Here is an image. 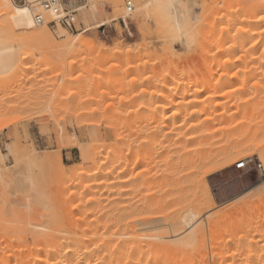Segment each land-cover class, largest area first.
Listing matches in <instances>:
<instances>
[{"label": "rangeland", "instance_id": "1", "mask_svg": "<svg viewBox=\"0 0 264 264\" xmlns=\"http://www.w3.org/2000/svg\"><path fill=\"white\" fill-rule=\"evenodd\" d=\"M62 1L64 4L71 6L73 9L78 10L76 16V25L78 28L80 26H82V29L84 30L88 28H93L92 30L84 34H82L84 31L72 33L64 28L63 29L69 32L70 35L73 37L81 35L89 40L94 41L97 44L103 43L110 48V52L108 54H98V53L94 55L91 53L82 54L79 57H77V62L74 65V67L72 69H69L67 64L71 60L70 55L68 54L67 56L60 55L57 52H54V50L52 51V49H47V48L43 49L39 45L33 44V42L29 43L25 39H21V41H19L20 39L19 40L14 39L16 40L14 41L13 39H11V34L9 35L2 34V36L0 34V39L1 40L3 39L0 42L1 45L0 47V243H2L3 246H7V245L11 246V244H13L14 242H16L17 245L18 243L20 245L21 242L22 245V242L24 241L22 240V238L25 235H21L22 233L18 232V229H20L21 231V229L24 226L23 224L25 223L26 225H28L27 223L32 222V220L34 222H32L31 224L33 223L37 224L40 221L41 222L43 221L44 223L47 220L46 218L50 217L51 215L54 219L60 220L59 223L66 224L65 225L66 227L70 226L71 221L69 220H71L70 218L71 214L74 215L75 212L76 214L80 213L79 211L80 209L78 210L77 207L78 203L76 204L70 201V193H72L73 191L75 192V190L77 189L75 187L68 188L67 184H69L71 180H72L71 182L79 181L77 179L80 178L77 177L80 176L78 175L79 173L87 171L88 168L95 166V164L97 165L100 164L99 162L102 161L103 159H104L103 162H105L106 169H110L112 167L111 165L116 166V171H118V173L116 172V174L114 175L115 177L125 176L124 177L125 180H128V184H127L128 190H126L127 196L125 195L124 197H122L121 206L123 205L124 207V205L125 204L128 205V203L131 205L135 204L138 206L137 209L140 208V211L138 213L144 215L143 217L144 219L145 217L151 218L149 216L156 217L157 215L155 216L154 214L162 210V208L158 210V207L160 206L159 204L162 205V202L164 203L163 199L166 198L165 195L168 193L167 192L165 193V188L161 186L162 184H160V182H162L161 180H163L165 173L164 171L166 168V166H164L165 163L161 162L163 161L161 159L164 156L165 152L161 151L163 153L161 154L159 153L160 150L159 152H157L158 150L154 151L155 145L154 143L150 142L151 141L150 132L152 131L151 129L155 126L154 119L155 117H157L156 116L157 114L160 115L162 112L161 107H160V111H158L159 109L156 108L157 100L152 95L156 91L155 83L152 82L151 85L150 82L153 80H159L161 82H164L166 85H168L172 81V83L174 82L176 86H181V83L183 86L187 83V85L191 86L192 88L193 87L195 88L196 85H199L204 81L206 82L207 80L212 79V77H214V79H217L218 76H220L218 74L221 75L224 74L223 70H221V73H219L220 68L216 66L218 65V63L214 62L217 61L218 56H216L217 54L216 50H219L218 48L219 45L221 44L220 47L222 48V45L225 44L226 47H231L235 43L237 44L239 43V47L241 49L238 48L236 49L237 51L234 52L232 51L231 53L236 55L235 59L237 58L246 63L245 65V63L243 64V62L242 64L240 61H239L240 63L238 62V65L241 64L240 66H238V69L245 68V71L244 69L242 71L239 70L241 71L240 73H242L240 74L241 76H239L241 82L240 80H238L239 79L238 78L237 81L239 82L237 83L239 85L238 84L236 85L235 87L236 91L235 93H233L234 95L232 94V99H230L231 97L230 95V97L227 96L219 100L225 103L228 101V103L218 108L219 109L218 113L221 112L220 108L222 111L224 110L228 111L226 117L224 116L225 119H222L224 117L218 116V119L216 121H212L213 123H210L211 124L210 126L207 125V127L210 128H212V126L214 125V127L212 128L214 130L210 129L209 131L210 132L209 135L210 134L212 135L209 136L207 134L208 137L207 135H205L201 139H197L192 142H189L188 146L186 147V149L187 148L188 149L187 151L185 150L187 153L185 151L184 153L180 151H178L179 153L177 152L178 154L176 153L177 155L175 156H178L180 153L182 155L181 154L179 155L181 158L180 161L181 163L179 167L176 166V168L179 170L175 171L176 175L173 178V180L176 182L173 191L175 193L174 194L175 203H174V207H172L170 210L174 209L178 213H176L173 210L172 212L176 214L173 213L172 215V212L171 214L170 212H168L169 213V214L167 213L168 216L167 215L165 216L166 213L164 212L165 213L164 218L160 215V213H158V215H160L162 219H165V222H163L164 220L159 221L160 227L158 226V228H156L157 231L154 230L155 233L157 232L156 234H160V235L166 234L163 237H169V236L171 237L172 235L170 233L171 230L170 228L169 229L167 228L168 226L166 224L168 221L166 222V220H168L171 216L174 215L175 216L172 218H175L177 214L180 215V213L182 212L184 213L187 211L194 212L198 210L200 207H202L200 206L201 204L200 201L206 199L207 198L206 196L209 194L208 192L210 191V201L209 198H208V203L207 200L206 201L203 200L206 204L203 202L204 205L203 203L201 205L206 207V205L209 204L206 207L208 208L212 204L210 202H213L216 207L212 206L210 209L208 208L209 210L207 209V211H205L206 213L204 214L202 213L203 215L200 218L199 217L196 218L195 220L196 222L194 221L195 223L194 227L196 228L195 229L196 232L195 231L194 232L196 234L197 233L201 234L202 232L204 236L202 242L204 248L203 250H200V252L202 251L203 254L202 253L200 254V252H196L197 250L193 252L191 251L192 252L191 257L192 259L196 258L195 261L197 262L198 259L197 256L200 254L201 256L199 257H202L201 258L202 260L200 259V262L207 264L209 261V264H212L213 263L212 255L214 252L216 253L218 249L216 248V246H218L217 243L220 242V240L223 239L226 236V234L229 233V231H230L229 234H232V230L235 231V229L236 231H240V229L246 223V221H252L253 224L255 225L257 224L258 226L261 227L264 226V218H263L264 217V176L261 175V173L256 169V164L258 162H261L264 167V160H262L263 159L262 157L264 156V90L262 89H264V86H262L263 84L259 85L260 90L258 92L257 91L254 92L251 90L254 84L252 82L250 84L245 82L252 79L255 80V78L257 77L256 76L254 78V76L251 75L252 73L251 70L253 67L254 68L259 67L256 68L257 69L256 72H258L259 70H260L259 72H261L264 69V64L262 61L264 41H263V46L261 43L260 45L259 44L257 45L258 48H253V49L251 48L252 50H254L253 53L252 50L249 48L251 42H253L251 40L252 37L250 38L251 42H249L250 43L249 44L248 43L249 39L244 40L241 38L243 36L241 37L240 35L238 36V34H241L240 31L242 29H245L246 27V25L244 26V23L242 22L240 23L238 22L236 27L233 26L234 30L233 27L231 29H228V31L229 30L231 31V34L230 32H226L225 34V36L227 35L226 37L224 35H223L224 38L221 36L222 35L221 31L223 30V28H225L223 26H226L225 29L228 28L229 26L228 21L231 18H233L235 14H237L236 12L238 9L248 6L251 7L252 3L254 2L256 3L260 0L258 1L257 0H242V1L241 0H194V1L192 0L190 2L193 6V8L192 7L191 8L192 10L194 9L193 10L194 13L193 15H188L189 18L187 16V19L185 20L186 23L182 31H179L177 28H174L175 26H174V22L172 21L173 19L167 13L162 12V14H160V11L158 12L157 8L155 9V7L153 8L152 6L148 7L150 8L148 9L147 0H131L134 2L136 8L133 15L130 16V18L127 20V24H125L121 20L122 18L126 17L125 16L126 0H62ZM261 2L264 1L261 0ZM93 7H95L99 11L98 17H95L94 14L92 13ZM81 8L83 9L80 10ZM263 9L264 8L262 7L257 12H252L251 14L249 13L248 15L245 14V17L247 16L248 18L249 16L251 17V15L253 16L259 14L260 12H262ZM151 10L153 12H151ZM163 14H165L164 17ZM7 19L8 18L7 16L5 17V15L4 17L3 16L0 17V28L2 30L7 25L8 22ZM102 23L105 24L104 27H100ZM254 27L256 28V30H252L255 29ZM260 28L261 26L257 24L255 26H252L251 30L255 31L254 33H256L257 35L259 34V31L261 32L262 28L264 29V27H262L261 30ZM47 29L52 33L53 37L57 42H62L61 38L57 34L59 28L47 27ZM5 31L6 30H4V32ZM232 33L233 34L235 33V35L232 36ZM254 33L252 32L250 34L254 36L253 38L256 37ZM20 34L22 35L21 32H19V35ZM235 36L237 39H235ZM229 37H231V40L233 38L235 40L233 39L234 41L232 40V42L231 40L227 41L226 39H228ZM238 37H240L239 40ZM220 39L221 40L225 39L224 41L225 43L223 41H220ZM24 40L27 42H25ZM217 40L219 41L218 43L219 45L217 44ZM215 41H216V45L218 46L215 45ZM240 41L242 42L240 43ZM243 41H245V43H243ZM28 43L30 45H28ZM116 43H122L124 45V48L132 51V54L134 55L135 53L136 54L138 53L137 55L141 53L139 55L140 57L137 56V58H139L140 61L139 59L137 60L133 57L131 59L128 58L129 59L128 61L126 56L118 58V56L116 57L115 55H113L114 53L113 50L115 49L114 47ZM231 43H233V45H231ZM245 45H246V49H248L247 50L248 53L245 52L246 50L244 48ZM2 48H7L8 53L6 51H2L1 50ZM211 48L213 52L216 51L215 54L211 52ZM249 50H251L252 53ZM162 53L165 55L162 56L163 55ZM199 53L203 55L202 58H200L201 55ZM245 53L247 55H245ZM257 53L260 56H257ZM159 54H162L161 56L163 59L169 57L170 55V58H166L168 62L162 59L164 63L161 61L160 63L155 65L152 69L151 67H149L148 69H151V71L146 72L148 70L144 69L145 70L144 72L143 67L145 64L143 62L151 63L155 58L157 57L159 58L160 56ZM208 54H210L211 56ZM251 54L254 55L251 56ZM247 56L250 58V60L253 59L251 60V62L253 61L252 63L249 62L251 64L247 63V61L249 60ZM172 57H174L173 60ZM205 57L209 59V62L207 61V59L205 60ZM212 57L214 58V60H212L213 59ZM251 57H254L256 60L254 61V58ZM258 57L259 58L261 57L260 60L258 59ZM220 58L221 57H219V59ZM241 58H243V60ZM221 59H220V63L223 61V59L222 60ZM133 61L134 63L132 64ZM203 61L204 62L207 61L204 63L205 65L203 64ZM188 62L189 63L191 62V64H188ZM194 62L195 64L196 63L197 64L195 65ZM137 63L142 68L139 71H137L138 69L134 68L135 71L132 72L133 70L132 69L131 72H129L130 71L129 69H131L129 68V65L130 64L134 65ZM207 63H209L210 66ZM81 65L84 66V69L82 67L80 71L79 68L81 67ZM213 65H215L214 69L212 68ZM206 68L208 69L207 71L205 70ZM191 69L193 70V72ZM211 69L212 72L215 71L217 72L211 73L209 76L211 78L207 76V80H206L205 78L207 74L205 73H208L209 75V71L211 72ZM172 70L174 71V73ZM136 71H137V75H136ZM194 71H196V74ZM246 71L247 72L249 71L248 72L249 78L248 76L246 77V73H247ZM165 72L169 73L168 76L169 80L167 81L168 83L166 82L167 80L166 78L168 74ZM157 73L159 74L158 76L155 75ZM258 73H255L253 71V74L255 75ZM160 74H164L163 77L164 78L166 77L165 78L166 80L164 79L165 81L163 80V78L161 77L162 75ZM148 75H150L153 78H155L156 76L157 79L155 78L149 80L150 81L149 82L147 80ZM243 75L245 76V78ZM79 76H81V79L78 78ZM191 76L193 77L192 80L189 79L192 78ZM184 77L188 81L183 80ZM194 77L195 78L197 77L196 80H198V82L200 79L201 83L199 82L198 84L194 79ZM242 77L244 78L243 84H242ZM202 78L204 80H202ZM247 78L249 80H247ZM77 82L80 83L78 84ZM244 83L246 85H244ZM242 85L245 86L246 89ZM150 88L151 89L154 88V89L151 90ZM82 92L84 95L82 94ZM144 93H146V95ZM205 93L206 92H204V94ZM257 93L259 94V96L257 95ZM255 95H257V97L259 98L261 97V99L258 98L254 100L256 97ZM205 96L206 94L205 95L202 94L203 98ZM234 96L235 98L233 99ZM141 97L143 98L141 99ZM257 100H260L261 104H263L261 105L262 109L260 110L259 114L256 116L257 119L255 118L254 122L252 121L253 123H251V121L249 120L255 117L254 114L255 109L253 108H254V104L257 103L256 102ZM260 101H258V104L256 105H259ZM244 102L245 103L249 102V103L246 104L247 106H245ZM203 104L204 103L201 102L200 105ZM223 107H225L224 110ZM146 108L148 110H146ZM246 109L248 110L247 112L245 111ZM156 110L158 113L156 112ZM155 112L156 115L154 116ZM230 112L233 113L235 116ZM203 113H205V117L208 114L207 112H201V114H199V117L202 118L204 116ZM243 115H245L244 117L246 121H244V118L242 117ZM217 121L219 122V124L216 123ZM239 121L242 122L244 121L245 124L244 122L243 124H241ZM237 133L239 135H236ZM140 141H144V142H140ZM239 143L241 145L246 144L251 148V150H249V152L244 157L238 158L231 166L223 168L224 162L222 161L223 160L222 156L225 155L224 153L225 152L227 153V151L231 149L235 144H239ZM197 144L199 145V147ZM136 145L137 146L139 145L138 148L136 147ZM97 146H99V149ZM83 148L85 152H87V155L89 156L88 159L91 158L90 161L84 160V157L82 155ZM110 152H113L111 156H110ZM127 155L128 157H126ZM96 156H98V158ZM193 157L194 160L192 159ZM209 157L211 158V160L207 162L208 160L205 159ZM94 158L96 160V163L91 162L94 160ZM106 158H108L110 161L108 162V159L106 160ZM137 159L138 162H136ZM185 159L191 161L193 160L191 166L190 165L186 166L184 162ZM143 161L145 162V164ZM241 161H248L249 164L246 169L238 170L236 168V164ZM124 163L126 164L124 165ZM121 172H123V175ZM131 172L133 175L131 174ZM128 174L131 180L128 177ZM133 176L135 180L133 179ZM18 178H23L34 186L35 190L32 192L30 197H28L27 195L28 198H26L25 197L26 194L24 195L23 193H21L20 195L14 193L11 190V186H14V182ZM101 180H103V182L111 181L110 178L108 180V177H106V179L105 178L102 179L101 177L98 181L102 182ZM199 183H201L202 185L206 183L207 190L208 189L209 190L208 191L205 190L206 187L201 186V184ZM64 184L67 186L65 187ZM160 188L161 190H159ZM178 189L181 191H178ZM105 190L106 189L101 190L100 193H104ZM156 190H159L161 193ZM154 191L157 192V195H155ZM204 191L206 193L205 194L206 196H203ZM132 192L134 193V195ZM172 194L173 193H171V195ZM202 196L205 198H202ZM158 197H160V199L163 198L162 201H160ZM126 198L128 199L125 200ZM156 203L159 204L156 205ZM153 204H155V206H158L157 209L156 207H154ZM75 206L77 207V211ZM151 206H153V208ZM175 206H177V208ZM198 206L200 207L198 208ZM203 210L206 209L203 208ZM138 213H134L129 217L132 218V216H134L135 214L138 216ZM141 215L138 216L139 217L138 219L140 218L143 219L142 217H140ZM206 215H208L209 217ZM21 218H23L22 220L26 219L24 220L26 222L24 221L21 222L22 221ZM29 218L31 220H29ZM131 218L128 219L131 220ZM134 218L136 217H133L132 219ZM68 221L70 223L69 225H67ZM258 221L260 222L258 223ZM17 223H19L20 225ZM241 223L243 225H241ZM31 224L28 225V227L30 228L29 230L36 229L35 228L36 226L33 227L34 225L32 226ZM26 225L25 228L28 230V227H26ZM37 225H39V223ZM161 225H166L165 226L166 228L164 226L161 227ZM19 226L22 227L20 228ZM240 226L241 228H239ZM12 227L17 230L14 231ZM129 228L131 230V227ZM129 228L128 231H130ZM5 229L7 231H5ZM186 229L187 228H185L184 230L183 236L189 233V231ZM22 230H24V228ZM165 231H168L169 235L167 232L165 233ZM213 231L216 233H214ZM3 232H8V235L6 233L7 235L6 236L5 233ZM11 232L12 233L15 232L16 235L15 233L12 234ZM161 232L163 233L161 234ZM17 238L19 241H17ZM27 242L28 243L33 242L30 236H28ZM16 243H14V245H16ZM182 247L184 248L185 246H183V244L182 246L180 245L179 250H184L181 249ZM173 248L172 250H176L178 247L174 249ZM176 251H178V249ZM194 252H196L197 254H195ZM173 253L176 252L173 251L172 254ZM178 254H180L179 251ZM180 256L181 254L177 257L179 258ZM191 262L192 261H190V263ZM196 262L192 264H195Z\"/></svg>", "mask_w": 264, "mask_h": 264}, {"label": "bare ground", "instance_id": "2", "mask_svg": "<svg viewBox=\"0 0 264 264\" xmlns=\"http://www.w3.org/2000/svg\"><path fill=\"white\" fill-rule=\"evenodd\" d=\"M190 1H192V0H147V8L152 6L153 8L155 7V9L157 8L158 12L160 11V14H162V12L163 13H167L173 19L172 21L174 22V26H175L174 28H177L179 31H182L183 28H184V25L186 23L185 20L187 19V16L188 15H193V13H194L193 12L194 9L192 10L193 6H192ZM262 1H264V0H262ZM262 7L264 8V2H261V0H260V1L256 2V3L255 2L252 3L251 7L248 6V7H242L240 9H238V10L236 9L237 10V12H236L237 14L233 13V14H235V16H233V18H231V19L229 18L230 19L228 21L229 24L227 22V24L229 25L228 28L225 29L226 26H223L225 28H223V30L221 28V30L223 32L221 31L222 35H221V33H220V35L224 38L226 32H230V34H231V31L230 30L228 31V29H231L233 26L236 27L238 22L239 23L242 22V23H244V26L246 25V27H245V29H242V27H241V29H242L240 31L241 34H238L239 31H238L237 34H238V36L240 35V37L243 36L241 38L244 39V40L245 39H247V40L249 39L248 43L251 42L250 38L251 37L253 38L254 36L250 35V34L252 32L253 33L255 32V31H252V30H256L255 27H254L255 29L251 30L252 26H255V25L259 24L261 26V28L264 27V12H263L264 9L259 14H256V15H253V16L251 15V17L249 16L248 18H247V16L245 17V14L248 15L249 13L251 14L252 12H257ZM21 9H27V11L23 12V11H21ZM82 9L83 8H81L80 10H82ZM148 9H150V8H148ZM36 12L37 11L33 10L29 6L20 5V4L15 3L14 0H0V17L1 16L4 17V15H5V17L7 16V18H8L7 19L8 22L6 21L7 25L3 28V30L0 28L1 36H2V34H5V35L11 34V39H13V40L14 39H16V40L20 39L19 41H21V39H25L29 43L33 42V44H37L40 47H42L43 49L44 48L52 49V51L54 50V52H57L60 55L67 56V54H68L71 57L70 62L67 64L69 69H72L74 67V65L77 62V57H79L82 54L91 53V54L94 55L96 53H98V54H108L110 52V48L108 46H106L105 44H103V43L97 44L94 41L89 40L86 37H83L81 35L73 37V36L70 35L69 32H67L66 30H64L61 27H58L59 29H58V33L57 34L61 38L62 42H57L55 40V38L53 37L52 33L47 29L46 25H38L37 24L36 19H35ZM151 12H153V11L151 10ZM92 13L94 14L95 17L99 16V11L95 7L92 8ZM160 14H159V16H160ZM150 15H149V17H150ZM164 15L165 14H163V17H164ZM188 18H189V16H188ZM156 19H158V18H156ZM227 24H225V25H227ZM104 25L105 24L102 23L100 27H104ZM261 28H260V30H261ZM92 29L93 28L85 29V30H83L84 32L82 34L87 33V32H89ZM4 30H6V31L4 32ZM233 30H234V27H233ZM233 30H232V32H233ZM236 30H235V32H236ZM257 30H258V28H257ZM19 32H21L22 35L21 34L19 35ZM254 34H255L256 37L253 38V39L251 38V40L253 42H251L252 46L251 45L249 46L250 49L251 48L252 49L253 48H258L257 45L258 44L260 45L261 43H262V46H263L264 29L262 28L261 32L259 31V34H257V35H256V33H254ZM233 35H235V33L234 34L232 33V36ZM220 37H218V38H220ZM231 37H229L228 39H226V38L225 39L228 41V40H231ZM240 37H238V40L240 39ZM225 39L224 40L220 39V41L224 42ZM235 39H237L236 36H235ZM2 40L0 39V42ZM16 40H14V41H16ZM218 40H217V44L219 43ZM232 40H231V42H232ZM27 41H25V42H27ZM241 42L242 41H240V43ZM29 43H28V45H30ZM233 43H235V42H233ZM233 43H231V45H233ZM243 43H245V41H243ZM204 45H206V44H204ZM215 45H216V41H215ZM218 45H216V46H218ZM220 45L218 47L219 50H216L217 51L216 56H218L217 57V61H214V62L218 63V65H216V66L218 68H220V72L219 73H221V70H223L224 74L223 75L218 74L220 76H218L217 79H214V77H212V79L207 80V76L209 77L211 73L217 72V71L212 72V69H211V72L209 71V75H208V73H205V74H207L206 78H205L207 80L206 82L202 81L203 83H201L200 82L201 80L199 79V82L201 83V84H199L198 80H196L197 77L196 78L194 77V79L196 80V82L199 85H196V87L195 88L193 87L194 88L193 89L191 86L187 85V83L185 81H188V80H186L185 77H184L183 80H185L184 82L186 84L183 85V86H182V83H181V86H176L174 82L172 83V81L168 85H166L164 82H161L159 80H153L151 82L149 81V80L155 79L156 76H155V78H153L150 75H148V78H147V80L150 82L151 85H152V82L155 83L156 91L155 92L153 91L154 93L152 95L157 100L156 101L157 102V107L156 108L159 109L158 111H160V107L162 109L161 110L162 112H161L160 115L159 114L156 115L157 110H156V112L154 114V116L156 115L157 117H155V119H154L155 126L153 128L151 127L152 131L150 130L151 131L150 132L151 133V141L150 142L154 143V145L157 147V149H156V147L154 146V148H155L154 151L158 150L157 152H159V150H160L159 153L163 154L162 153L163 151L166 153V154L164 153V156L161 159V160H163L161 162L165 163L164 166H166V168H165V171H164L165 173H164L163 180H161L162 182H160V184H162L161 186H163L165 188V193L167 192L168 194L165 195L166 196V198L164 197L165 199L162 198L164 200L165 204L163 202H162V205L159 204L161 202L156 203V205L159 204L161 207L160 206L159 207L155 206V204H153L154 207H156V209L158 207V210H160V208H162L163 211L160 210V212L158 211V213H160V215L163 218L167 215L168 212H170V214H171V212L174 210V209L170 210L172 207H174V203H175V197H174L175 193L173 191H174L176 182L173 180V178L176 175L175 171L179 170V169L176 168V166L179 167V165L181 163L180 162L181 158L179 156L181 153L178 156H175V155H177L179 153L178 151L183 152V153H184L185 150L187 151L188 148L186 149V147L188 146L189 142H192V141L197 140V139H201L203 136H205L207 134L209 135V133H210L209 131H210V129H212L214 127V125L212 124L213 125L212 128L207 127V125L210 126L211 125L210 123H213L212 121H216L218 119V116H221V117L225 116L226 117V114H227L228 111L224 110L225 107H223L224 111H222L221 108H220V111H221L220 113H218L219 112L218 108L220 106H223L224 104L228 103V101L225 103V102H222V101H219V100L221 98H224V97H227V96L230 97V95H231L230 99H232V94L235 93V91H236L235 87L238 84L237 82H239V81H237V79L239 78V76H241L240 74H242L240 72L243 69L245 71V68L238 69V66H240L243 61H241V60H239L237 58L235 59L236 55L231 53L232 51L233 52L237 51L236 49L240 48L239 47V43L238 44L235 43L231 47H226V44H225V45H222V48L220 47ZM0 47H1V45H0ZM207 47H208V45H207ZM7 48H2L1 50L7 52L8 51ZM11 48H12V46H11ZM114 48L115 49L113 50V52H114L113 55H115L116 57L118 56V58L126 56L128 61H129L128 58L131 59L132 57L138 60L139 58H137V56L140 57L139 55L141 54V53L139 55H137L138 53L137 54L135 53V55L132 54V51H130L129 49L124 48V45L122 43H116ZM244 48L246 49V45L244 46ZM259 49H260V46H259ZM261 49H262V47H261ZM154 50H153V52H154ZM247 50L248 49H246L245 52H247ZM251 50H249V51L251 52ZM169 51H170V49H169ZM216 51L213 52L212 48H211V52H213L214 54H215ZM171 52H172V50H171ZM252 52L254 53V50H252ZM238 53H240V52H238ZM162 54H159L160 55L159 58L158 57L157 58L154 57L155 59L153 58L154 60L152 59L153 61L151 60L152 61L151 63L143 62L145 64L144 67H143V71L145 72V70H148L146 72H149V71H151V69L155 65L160 63L162 61V59H163L162 56L165 55V54H163V55ZM199 54L201 55V53H199ZM240 54H242V53H240ZM262 54H263V60L262 61H263V64H264V50H263ZM166 55H168V54H166ZM172 55H173V53H172ZM208 55H210V54H208ZM233 55H234V57H233ZM245 55H247V54L245 53ZM252 55H254V54H251V56ZM202 56L203 55H201L200 58H202ZM257 56H260V55L257 53ZM58 57H59V55H58ZM61 57H63V56H61ZM219 57H221L223 59V61L221 63H220V59L221 58L219 59ZM166 58H170V55H169V57H166ZM166 58L163 59V60L167 61ZM173 58L174 57H172V60H173ZM239 58H240V56H239ZM243 58H241V59L243 60ZM251 58H254V57H251ZM260 58L258 57L259 60H260ZM135 59H134V61H135ZM147 59H149V58H147ZM150 59H151V57H150ZM193 59H195V58H193ZM206 59L207 58L205 57V60ZM248 59L250 60L249 57H248ZM172 60H171V62H172ZM212 60H214V58ZM249 60L247 61V63L251 62V60H253V59H251L250 61ZM255 60L256 59L254 58V61ZM134 61L132 62V64L134 63ZM139 61H140V59H139ZM207 61L209 62V59H207ZM207 61H205V62H207ZM239 61L241 62V64L238 65ZM205 62L203 61V64ZM244 63L245 62H243V64ZM251 63H249V64H251ZM132 64L129 65V68H131V69H129L130 70L129 72H131L132 69H133L132 72L135 71L134 68L138 69L137 71H139L142 68L140 65H138V63L134 64V65H132ZM188 64H191V62L190 63L188 62ZM194 64H195V62H194ZM207 64H209V63H207ZM258 64H259V62H258ZM245 65H246V63H245ZM209 66H210V64H209ZM254 66H255V64H254ZM82 67L84 69V66L81 65V67L79 68L80 71H81ZM149 67H151V69H148ZM170 67H171V65H170ZM214 67H215V65L212 66L213 69H214ZM193 68H195V67H193ZM207 68L205 69L206 71L208 70ZM247 68H248V66H247ZM256 68H259V67H256ZM256 68L253 67L252 70L249 69V70L252 71L251 75H253L254 78L257 76L255 78V80L254 79L249 80L248 79L249 78V76H248V72L249 71L248 72L246 71L247 72L246 73V77L248 76L247 80H249V81H245L246 83L250 84L252 82L254 84L252 86V88L250 87L251 90L254 91V92H256V91L258 92L260 90L259 85L263 84L262 86H264V69L261 72H259L260 71L259 70L258 71L259 73H258V72H256V70H257ZM173 69H175V68H173ZM126 70H128V69H126ZM239 70H241V71H239ZM137 71H136V75H137ZM253 71L255 73H258V74H256V75L253 74ZM140 72H142V71H140ZM192 72H193V70H192ZM194 72L196 74V71H194ZM165 73L168 74L167 78L165 77L167 80L163 77L164 74H160V75H162L161 77L163 78V80L165 79L166 82H167L169 80L168 79L169 73L168 72H165ZM173 73H174V71H173ZM185 73H187V72H185ZM188 73H191V72H188ZM195 74H194V76H195ZM155 75L158 76L159 74L157 73ZM134 76H135V73H134ZM78 78L81 79V76H79ZM170 78H172V77H170ZM209 78H211V77H209ZM244 78H245V76H244ZM244 78L242 77V84H243V81H244L243 79ZM80 79H79V81H80ZM189 79L192 80L193 77L189 78ZM75 80H77V79H75ZM202 80H204V79L202 78ZM238 80H240V78ZM240 82H241V80H240ZM77 83L79 84L80 82H77ZM150 84H149V87H150ZM130 85H132V84H130ZM244 85H246V84L244 83ZM248 86H250V85H248ZM149 87H147V88H149ZM243 87L245 88V86H243ZM136 89H138V88H136ZM153 89H151V90H153ZM130 90H131V88H130ZM262 90H264V89H262ZM240 91H239V93H240ZM141 92H144V91H141ZM145 92H147V91H145ZM204 92H206L205 93L206 96L203 98L202 94L205 95ZM82 94H83V92H82ZM144 94L146 95V93H144ZM257 95L259 96L258 93H257ZM257 95H255L256 97H255L254 100L259 98V97H257ZM91 96H93V95H91ZM85 97H87V96H85ZM229 97H228V99H229ZM142 98L143 97H141V99ZM234 98H235V96L233 97V99ZM151 99H152V97H151ZM259 99H261V97ZM147 100H149V99H147ZM258 101H260V100H257L256 101L257 103L254 104V108L253 109H255L254 110L255 111L254 112L255 117H253V118H251L249 120V121H251V123L254 122L256 116L259 114L260 110L262 109L261 105H263V104H261V101H260V104H259L260 106L256 105V104H258ZM201 102H203L204 104L200 105ZM149 103H151V102H149ZM248 103H245V106H247L246 104H248ZM242 105H244V104H242ZM135 106H136V104H135ZM248 107H249V105H248ZM248 107H246V108H248ZM253 109H252V111H253ZM146 110H148V109L146 108ZM92 111H95V110H92ZM245 111L247 112L248 110L246 109ZM201 112H207L208 114L205 117V113H203L204 114V116H203L204 118L203 117L201 118V117H199V114H201ZM231 114H233V113H231ZM244 116L245 115H243L242 117L244 118V121H246ZM225 117L222 118V119H225ZM233 120H235V119H233ZM239 122L241 124H243L242 121H239ZM216 123L219 124L218 121ZM244 124H245V122H244ZM228 125H229V122H228ZM143 126H145V125H143ZM143 128H145V127H143ZM212 130H214V129H212ZM208 135H207V137H208ZM210 135H212V134H210ZM236 135H239V134L237 133ZM146 136H144V137H146ZM143 139H145V138H143ZM204 139H206V138H204ZM140 142H144V141H140ZM146 142H148V141H146ZM210 142H212V141H210ZM138 146L136 145L137 148H138ZM97 147L99 149V146H97ZM198 147H199V145H198ZM137 148H136V150H137ZM249 148L250 147L247 146L246 144L245 145H241L239 143V144H235L228 151L226 150L227 153L225 152L224 153L225 155L222 154L223 155L222 156L223 157L222 161L224 162L223 163V168L231 166L238 158L244 157L249 152V150H251V148L250 149ZM139 149H140V147H139ZM105 151H106V149H105ZM188 151H190V150H188ZM134 152H135V150H134ZM210 152H211V150H210ZM112 153L113 152H110V156H111ZM127 154H129V153H127ZM82 155H83L85 161L86 160L90 161L91 158L88 159L89 156L87 155V152H85L84 148L82 149ZM95 155H96V153H95ZM108 155H109V153H108ZM115 155H117V154H115ZM209 155H211V154H209ZM185 156H187V155H185ZM218 156H220V155H218ZM96 157L98 158V156H96ZM126 157H128V155ZM209 158H207V159L204 158V159L208 160L207 162H209V160H211L212 157L210 159ZM262 158H263L262 160H264V156ZM107 159L108 158H106V160ZM111 159H112V157H111ZM192 159L194 160V157ZM103 160L99 162L100 163V164H98L99 166L97 164H95V166H92V167L88 168L87 171L79 173L78 175H80V176H77V177L81 178V179L77 178L79 181L71 182L72 181L71 180L69 182V184H67L68 186L64 184L65 187L66 186L68 188H74L75 187L77 189V190H75V192L73 191L72 193H70V201H72V202H74L76 204L78 203V206H77L78 210L80 209L79 210L80 213L76 214V212H75L76 215L75 214L74 215L71 214V216H70L71 220H69V221H71V224L69 223V221H68V223L66 222L67 225L70 224V226L66 227L65 226L66 224L59 223L60 220L54 219L52 217V215L50 217L46 218L47 220L44 223H43V221L42 222L41 221L40 222L37 221L39 223V225H37L38 224L37 222H35L37 224H34V223L31 224L32 222H34L33 220H32V222L29 221L30 223H27L28 225L29 224H31L32 226L34 225L33 227L36 226L35 227L36 229H34V230H29L30 228L28 227V225H26L25 223L24 224L22 223L24 225L23 226L24 230H22L23 228L21 229V231H20V229H18V232H21L22 233L21 235H25L22 238V240H24L23 242H25V243L22 242V245H21V242H20V245H19V243L17 245V243L14 242V243H16L17 246L14 245L13 242H12L13 244H11V246L10 245L9 246L8 245L7 246H3L2 243H0V264H192V263L196 262L195 261L196 258L194 257L195 259H192V257H191L192 256V252L196 251V250H197L196 252H200V250H203L204 247L202 245V242H203V239H204L203 237L204 236H203L202 232H201V234H198V233L196 234L195 233L196 232L195 231L196 228L194 227L195 226L194 221L196 220V218H198V217L200 218L204 213H206L205 211H207L208 208L210 209L212 206H215L213 202H210L212 204L208 208H206V207L209 204H207L206 207L203 206L204 203H205L204 201L207 200V203H208V198H209V201H210V191L208 192L209 193L208 194L209 197H208V195L207 196L205 195L206 193L204 191L203 196H206L207 198L203 199L204 201L201 199L202 201H200V203L201 204L203 202L204 203H203V205L200 204V206H202V207L198 206V208L200 207L198 210H196V211L193 210L194 212H191V211L190 212L187 211L185 213L182 212V213H180V215L177 214L175 218H172L175 215L171 216L170 218L168 217L170 220L169 219L166 220V222L167 221L169 222V223L167 222L166 225L168 226L167 227L168 229L170 228V230H171L170 233L172 235H171V237L170 236L169 237H163L166 234L160 235V234H156L157 232L155 233V231H154V230H156V228H158V226L160 227L159 221L164 220L163 222H165V219H162L160 217V215H158L157 212H156L157 214L155 213L154 215L155 216L157 215L160 218V220H159V218L157 216L156 217L149 216L151 218H146L145 217V219H144L143 218L144 215H141L140 213H138L140 211V208H138L139 209L138 210L137 209V207H138L137 205L132 204V205H135L136 206L135 207V206H132L131 204L128 203V205L125 204L124 207H123V205L121 206L122 197H124L126 195V190H128V188H127L128 180H125V178H124L125 176L124 177H120V176L119 177L118 176L115 177L114 175L116 174V172L118 173V171H116V166L111 165L112 167H115V168L111 167L110 169H106L105 168V162H103ZM193 160L191 161V160L185 159L184 162H185L186 166L187 165L191 166ZM109 161L110 160L108 159V162ZM123 161H124V159H123ZM139 161H141V160H139ZM91 162L96 163L95 158ZM112 162H113V160H112ZM136 162H138V159L136 160ZM125 164L126 163H124V165ZM136 164H138V163H136ZM144 164H145V162H144ZM139 165H141V164H139ZM180 168H181V166H180ZM182 169H183V167H182ZM133 171H134V169H133ZM121 173L123 175V172H121ZM131 174H132V172H131ZM101 177H102V179H104V178L106 179V177H108V180L110 178L111 181L110 182L109 181H104L103 182V180H101L102 182H100L98 180ZM128 177H129V174H128ZM133 179L135 180L134 176H133ZM130 180H131V178H130ZM136 181H137V179H136ZM152 182H153V180H152ZM64 183H66V182H64ZM157 183H159V182H157ZM199 184H201V183H199ZM204 185L201 184V186L206 187L205 190H207L206 183ZM12 187H13V189H12ZM180 187H178V188H180ZM125 188H127V189H125ZM158 188H159V186H158ZM161 188L159 190H161ZM61 189H62V187H61ZM103 189H106L105 192L104 193H100L101 190H103ZM11 190L14 193H17V194H20V195H21V193H23L24 195L26 194L25 197L28 198V197H30V195L32 194V192L35 189H34V186L31 183L27 182L25 179L18 178L14 182V186H11ZM159 190H156V191H159ZM130 191H131V189H130ZM178 191H181V190L178 189ZM202 192H203V190H202ZM171 193H173L172 194L173 196L171 195ZM27 195H28V197H27ZM133 195H134V193H133ZM155 195H157V192H155ZM203 196H202V198H205ZM158 198H159L160 201H162V199H160V197H158ZM127 199L128 198H126L125 200H127ZM77 207H76V211H77ZM151 207L153 208V206H151ZM175 207L177 208V206H175ZM203 208L206 209V210H203ZM147 209H149V208H147ZM201 209L204 212H202ZM154 211H155V209H154ZM174 211L176 212V210H174ZM147 212H149V211H147ZM134 213H138V216L141 215L140 217H142L143 219H141V218L138 219L139 217L136 214H135L136 216L135 215L132 216V218L136 217V218H134L135 220L132 219L131 217H129L130 215H132ZM173 213L174 212H172V215H173ZM176 213H178V212H176ZM176 213H174V214H176ZM164 214H165V216H164ZM24 215H25V213H24ZM37 216H39V215H37ZM44 216H45V214H44ZM47 216H49V215H47ZM206 216H208V215H206ZM128 218L129 219L131 218V220H129ZM22 219L23 218H21V220ZM66 219H67V217H66ZM24 220H26V219H24ZM24 220H22L21 222H23ZM29 220H31V219L29 218ZM24 222H26V221H24ZM163 222H161V223H163ZM259 222L260 221H258V223ZM17 224H19V223H17ZM156 224H158V225H156ZM243 224H244V222H243ZM243 224L241 223V225H243ZM25 225H26V227H28V230L25 228ZM166 225H161V227H163V226L165 227ZM129 227H131V230H130ZM128 228H129L130 231H128ZM185 228H187L186 230H188L189 233L187 235L183 236ZM239 228H241V226ZM6 229H5V231H7ZM13 229H12V231H13ZM15 230H17V229H14V231ZM153 232H154V234H153ZM166 232L168 233V231H165V233ZM3 233H5V235L7 233V235H8V232H3ZM13 233H15V232H13ZM162 233L163 232H161V234ZM214 233H216V232H214ZM229 233H230V231H229ZM229 233H227L226 236L223 239H221L220 242L217 243L218 246H216V248H218V249H217V252L216 253L214 252L213 255H212L213 256V263L212 264H264V226L261 227V226H258L257 224L256 225L253 224L252 221H246V223L242 226L240 231H236V229H235V231L232 230V234H229ZM15 235H16V233H15ZM168 235H169V233H168ZM28 236L31 237V239L33 241L32 243L31 242L28 243L29 241L27 242ZM17 241H19L18 238H17ZM210 242H211V240H210ZM9 243H7V244H9ZM232 243H233V245H232ZM182 244L186 248L182 247L181 249H184V250H179L180 249L179 246L180 245L182 246ZM173 247L174 248L178 247L177 249H178L179 253L181 254V256L179 258L177 256H179L180 254H178V251H176L177 249L176 250H172ZM170 251H172V252L174 251L176 253L172 254V252H170ZM196 252H194V253L197 254ZM189 253H191V254H189ZM201 253H202V251L200 252V254ZM200 254L197 256L198 259H197V262L195 264H204V263L200 262V259L202 258V257H199V256H201ZM198 260H199V262H198ZM190 261H192V262L190 263ZM207 264H209V261H208Z\"/></svg>", "mask_w": 264, "mask_h": 264}, {"label": "built area", "instance_id": "3", "mask_svg": "<svg viewBox=\"0 0 264 264\" xmlns=\"http://www.w3.org/2000/svg\"><path fill=\"white\" fill-rule=\"evenodd\" d=\"M20 5L29 6L36 12V22L38 25H46V27L64 28L69 32H81L82 26L79 28L76 25L77 9H73L63 3L62 0H14ZM135 4L131 0H126L125 3V18L121 20L127 24V20L135 11ZM248 161H241L236 164L238 170H243L248 167ZM256 169L264 176V169L261 162L256 164Z\"/></svg>", "mask_w": 264, "mask_h": 264}, {"label": "snow or ice", "instance_id": "4", "mask_svg": "<svg viewBox=\"0 0 264 264\" xmlns=\"http://www.w3.org/2000/svg\"><path fill=\"white\" fill-rule=\"evenodd\" d=\"M21 11H23V12H26V11H27V9H21Z\"/></svg>", "mask_w": 264, "mask_h": 264}]
</instances>
